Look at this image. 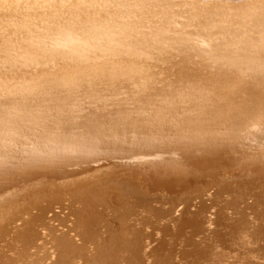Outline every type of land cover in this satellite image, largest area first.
<instances>
[{"label":"bare ground","instance_id":"1","mask_svg":"<svg viewBox=\"0 0 264 264\" xmlns=\"http://www.w3.org/2000/svg\"><path fill=\"white\" fill-rule=\"evenodd\" d=\"M4 2L0 264H264V0Z\"/></svg>","mask_w":264,"mask_h":264},{"label":"clouds","instance_id":"2","mask_svg":"<svg viewBox=\"0 0 264 264\" xmlns=\"http://www.w3.org/2000/svg\"><path fill=\"white\" fill-rule=\"evenodd\" d=\"M18 7H19L18 4L8 3V2H6V0L3 3V11L6 12V13L11 11V10L17 9Z\"/></svg>","mask_w":264,"mask_h":264},{"label":"rangeland","instance_id":"3","mask_svg":"<svg viewBox=\"0 0 264 264\" xmlns=\"http://www.w3.org/2000/svg\"><path fill=\"white\" fill-rule=\"evenodd\" d=\"M122 170H121V173H124V171H126L127 172V170L126 169H124V168H121Z\"/></svg>","mask_w":264,"mask_h":264}]
</instances>
